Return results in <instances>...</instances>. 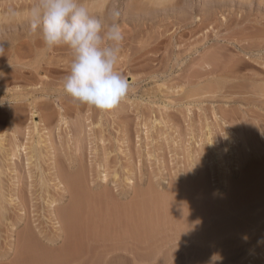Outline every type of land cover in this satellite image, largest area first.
<instances>
[{
	"label": "rangeland",
	"instance_id": "374dc122",
	"mask_svg": "<svg viewBox=\"0 0 264 264\" xmlns=\"http://www.w3.org/2000/svg\"><path fill=\"white\" fill-rule=\"evenodd\" d=\"M34 2L0 0V264H264V0H83L124 36L116 70L129 87L107 112L62 91L73 55L44 51ZM62 169L80 191L122 193L118 212L139 200L147 214L128 224L107 204L101 232L85 204L76 225L63 222L74 199ZM250 170L247 193L263 188L246 196Z\"/></svg>",
	"mask_w": 264,
	"mask_h": 264
},
{
	"label": "clouds",
	"instance_id": "9594fccd",
	"mask_svg": "<svg viewBox=\"0 0 264 264\" xmlns=\"http://www.w3.org/2000/svg\"><path fill=\"white\" fill-rule=\"evenodd\" d=\"M29 19L44 51L65 46L72 52L69 73L61 84L66 95L101 112L119 106L129 85L116 70L124 39L118 22L102 25L83 0H35Z\"/></svg>",
	"mask_w": 264,
	"mask_h": 264
},
{
	"label": "bare ground",
	"instance_id": "6f19581e",
	"mask_svg": "<svg viewBox=\"0 0 264 264\" xmlns=\"http://www.w3.org/2000/svg\"><path fill=\"white\" fill-rule=\"evenodd\" d=\"M236 72H237V71H236ZM254 90H255V89H254ZM255 91H256V90H255ZM259 91H260V90H259ZM261 92H262V91H261ZM261 92H260V93H261ZM253 94H254V93H253ZM255 94H256V93H255ZM258 95H259V94H258ZM254 97H255V96H254ZM250 98H251V97H250ZM248 99H249V98H248ZM249 100H250V99H249ZM256 100H257V99H256ZM256 100H255V101H256ZM245 101H246V100H245ZM263 104H264V103H263ZM250 135H251V134H250ZM250 138H251V137H250ZM0 140H1V139H0ZM244 141H245V140H244ZM246 141H247V140H246ZM246 141H245V142H246ZM250 141H251V140H250ZM255 142H256V141H255ZM251 143H252V142H251ZM256 143H257V142H256ZM1 144H2V143L0 142V148H1V146H2ZM247 144H248V142H247ZM249 144H250V143H249ZM253 144H254V141H253ZM249 146H250V145H249ZM252 146H253V145H252ZM37 152H38V151H37ZM15 153H16V152H15ZM259 153H260V152H259ZM16 154H17V153H16ZM247 154H248V153H247ZM33 155H34V154H33ZM12 156H13V154H12ZM248 156H249V155H248ZM255 156H256V155H255ZM259 156H260V154H259ZM37 157H38V156H37ZM13 158H14V157H13ZM257 159H258V158H257ZM29 160H30V159H29ZM245 161H246V160H245ZM243 162H244V161H243ZM254 166H255V165H254ZM252 167H253V166H252ZM252 167H251V168H252ZM80 168H81V167H80ZM57 169H58V167H57ZM65 169H66V166H65ZM65 169H62V171H60V170H59V171H58V170H55V171H56V172H55V175H56L57 180L59 181V185H61V186L64 187V188H63L64 191L66 190L68 194H69V193L71 194V195H70V194H69V195L74 199V200L72 199V200L74 201V203H73V204L71 203L72 205L70 204L71 206H68V209H67V210L64 209V212H62L61 218H62V221H63V222H66V221L68 220V221H67V222H68L67 224H69V222L71 221V222H73V225H76V224H74V221L76 222V220H77L78 218H80V217L82 218V217H83V216H81V215H83V214H82V212H83L82 210L84 209V207H83V209H82V205L84 206L85 204H87V205H91V206L93 205L94 209H95V207L97 208L96 210L98 211V214H97V215L95 214L97 218L93 215V217L95 218L94 225L96 224L95 228H96L97 226L100 227V225L103 224L102 222H104V215H105L106 213H107V214L110 213L111 215H110L109 218H111V216H113V215H117L118 213H121V214H122V212L124 211L123 214H125L124 216L126 217V219H127V221H128V222H126V223H128V224H132V222H133L136 218H138V217H139V218L142 217L143 213L145 212L144 210H145L146 204L144 205L143 203H142V204H141V203H138L137 201H139V200H137V199H136L137 201H135L136 204L134 203V205H132V206L130 205L128 208L126 207V209H123V211L121 210V212H118V208L116 207V203H115V205L113 204L114 202H112V201H113L112 198L115 197V199L118 200L117 198H118V196H119V194H118L119 191H118V192H116V191L114 192V191H109V190H107V192H103V190L100 189V190H102V192H99L100 190H95V187H96V186H92L91 183H90V184L88 183V184H89V187L86 188V191H87V192L84 191V190H85V189H83L84 187L79 188V189H82V190H83V191H80V190H78V187H77V183H78V182H79V183H78V184H79L78 186H80V181H79L78 179H76V176L74 177L76 180H75L74 178H72V176H70L69 173L67 172V170H65ZM69 169H70V168H69ZM249 169H250V168H249ZM252 170L255 171L254 169H252ZM252 170H250V171H252ZM57 171H58V172H57ZM253 171L247 173V174L250 173V176H248V177H247V176H246V177L244 176L245 178H243L242 183L239 184L240 186L238 185L239 188L235 186V187H236V188H235L236 190H237V188H238V192H239V191H240V192L243 191V193H244V191H246V190L248 189V188L246 189V187L248 186L249 181H251V180H254V181L257 180V179H255V176H256V175H255V176L253 175ZM257 171H258V170H257ZM84 172H85V171H84ZM260 172H261V171H260ZM260 172H259V173H260ZM81 173H82V172H81ZM262 173H263V172H262ZM73 174H74V173H73ZM73 174H71V175H73ZM84 174H86V173H84ZM207 174H208V173H207ZM254 174H256V173H254ZM80 175H82V174H80ZM245 175H246V174H245ZM251 175H252V176H251ZM78 176H79V175H78ZM257 176H258V175H257ZM86 177H88V176H86ZM89 177H90V176H89ZM251 177H252V178H251ZM260 178H261V177H260ZM80 179H81V176H80ZM83 179H84V178H83ZM90 179H91V178H90ZM258 179H259V177H258ZM101 180H102V179H101ZM259 180H260V179H259ZM259 180H258V181H259ZM76 181H78V182L76 183ZM88 181H89V179H88ZM88 181H87V182H88ZM91 181H93V180H91ZM91 181H90V182H91ZM103 181L106 182V178H105V177L103 178ZM82 182H83V181H82ZM195 182H196V181H195ZM204 182H206V181H204ZM260 182H261V181H260ZM85 183H86V182H85ZM190 183H192V182H190ZM252 183H253V181H252ZM94 184H95V183H94ZM187 184H188V183H187ZM197 184H198V183H197ZM237 184H238V183H237ZM82 185H83V183H82ZM82 185H81V186H82ZM107 185H108V184H107ZM193 185H194V184H193ZM202 185H203V183H202ZM202 185H201V186H202ZM204 185H205V183H204ZM250 185H251V184H250ZM250 185H249V186H250ZM261 185H262V184H261ZM261 185H259V186H258V185L253 186L252 189H250V192H249V193H251L252 190L256 192V190H257L258 187L260 188V190H259V189H258V190H259L260 193H261V190H262V188L264 187V186L262 187ZM263 185H264V184H263ZM87 186H88V185H87ZM198 186H199V185H198ZM205 186H206V185H205ZM107 187H108V186H107ZM189 187H190V186H189ZM192 187H193V186H192ZM192 187H191V188H192ZM207 187H208V186H207ZM207 187H206V188H207ZM241 187H242V188H241ZM98 188H99V186L96 187V189H98ZM179 188H180V187H179ZM194 188H195V187H194ZM240 188H241V190H240ZM243 188H245V190H244ZM249 188H251V187H249ZM88 189H89L90 191L94 192V193H95V191H98L97 194L100 193V195H98L97 197H94V198L90 199L91 197H88V196H90V195L87 194V193H88ZM175 189H176V188H175ZM196 189H197V186H196ZM202 189L204 190L205 187L202 188ZM209 189H210V188H209ZM233 189H234V188H233ZM263 189H264V188H263ZM110 190H111V189H110ZM113 190H114V189H113ZM181 190H182V188H181ZM184 190H185V189H184ZM184 190H183V191H184ZM186 190H187V189H186ZM188 190H189V189H188ZM199 190H200V189H199ZM199 190H198V191H199ZM211 190H212V189H211ZM258 190H257V191H258ZM62 191H63V190H62ZM66 191H65V192H66ZM104 191H105V190H104ZM207 191H209V190H207ZM212 191H213V190H212ZM247 191H249V189H248ZM247 191H246V193H244L246 196L249 194V193H247ZM263 191H264V190H263ZM179 192H180V190H179ZM179 192H178V193H179ZM184 192H185V191H184ZM184 192H183V194H182V196H181V197H183V198L185 197L184 200H183L182 202H184L185 199H186V201L189 200V199H192V196L195 197V195H191V194H189L188 191H187V193H185V195H184ZM195 192H197V190H195L193 193H195ZM210 192H211V191H210ZM210 192H209V193H210ZM231 192H232V191H231ZM119 193H120V192H119ZM175 193H177V192H175ZM180 193H181V192H180ZM191 193H192V192H191ZM197 193H198V192H197ZM199 193H202V192H199ZM205 193H206V192H204L203 194H205ZM232 193H233V192H232ZM232 193H231V194H232ZM235 193H237V192H235ZM241 193H242V192H241ZM253 193H254V192H253ZM256 193H257V192H256ZM263 193H264V192H263ZM263 193H262V195H264ZM121 194H122V193H120V195H121ZM173 194H174V193H173ZM186 194H188V195H186ZM203 194H202V195H203ZM91 195H92V194H91ZM93 195H94V194H93ZM123 195H124V194H123ZM145 195H146V194H145ZM176 195H177V194H176ZM249 195H250V194H249ZM249 195H248V196H249ZM251 195H253V194H251ZM124 196H125V195H124ZM124 196H123V197H124ZM169 196H171V195H169ZM207 196H208V195H207ZM243 196H244V195H243ZM246 196H245V197H246ZM258 196H259V195H258ZM123 197H122V198H123ZM141 197H142V196H141ZM166 197H167V196H166ZM171 197H173V196H171ZM177 197L179 198V200L182 199V198L179 197V196H177ZM212 197H213V196H212ZM252 197H253V196H251V198H252ZM254 197H256V196H254ZM175 198H176V197L174 196V199H175ZM196 198H197V197H196ZM206 198H207V197H206ZM230 198H232V197H230ZM239 198H240V197H239ZM113 199H114V198H113ZM156 199H157V198H156ZM156 199H155V200H156ZM165 199H166V198H165ZM168 199H169V198H168ZM198 199H199V198H198ZM198 199H196V200H198ZM209 199H210V197H209ZM244 199H245V198H244ZM248 199L250 200V198H247V201H248ZM120 200H121V199H120ZM179 200H178V201H179ZM194 200H195V199H194ZM203 200H205V199L203 198ZM219 200H220V199H219ZM229 200H230V199L228 198V200H227L228 202H227V201H225V202H226V203H229ZM241 200H242V198H241ZM253 200H254V199H253ZM12 201H13V200H12ZM56 201H57V200H56ZM56 201L53 200V202H52V201H51V202H52V204H54ZM161 201H162V200H161ZM165 201H166V200H165ZM165 201H164V202H165ZM172 201H174V200H172ZM191 201H192V200H190V202H191ZM206 201H207V200H205V202H206ZM210 201H211V200H210ZM9 202H10V201H9ZM141 202H142V201H141ZM170 202H171V201H170ZM170 202H169V203H170ZM187 202H188V201H187ZM187 202H186V203H187ZM208 202H209V201H208ZM214 202H215V201H214ZM221 202H222V201H220V205H224V204H221ZM230 202H231V201H230ZM235 202H236V201H235ZM237 202H238V201H237ZM241 202H242V201H241ZM48 203H49V202H48ZM130 203H131V202H130ZM137 203H138V204H137ZM159 203H160V202H159ZM165 203H166V202H165ZM174 203L176 204V201H175ZM222 203H223V202H222ZM242 203H243V202H242ZM50 204H51V203H50ZM50 204H49V205H50ZM52 204H51V205H52ZM107 204H113V206H115L116 208H113L112 205H111V206L109 205L110 207H108V206H107V207H108V208H111V210L109 211V209H108V211L105 212V214H104L103 211H102V208H104L105 205H107ZM148 204H149V203H148ZM162 204H163V203H162ZM162 204H161V205H162ZM166 204H167V203H166ZM181 204H182V203H181ZM191 204H192V203H191ZM197 204H198V203H197ZM199 204H200V203H199ZM213 204H214V203H213ZM243 204H244V203H243ZM154 205H155V204H154ZM156 205H157V204H156ZM189 205H190V204H189ZM193 205H194V204H193ZM206 205H207V204H206ZM232 205H233V204H232ZM117 206H118V205H117ZM121 206H122V205H121ZM126 206H127V205H126ZM147 206H149V205H147ZM157 206H158V205H157ZM173 206H174V205H173ZM179 206H180V205H179ZM191 206H192V205H191ZM195 206H196V205H195ZM195 206H194L193 208H195ZM202 206H203V205H202ZM208 206H209V205H208ZM224 206H225V205H224ZM224 206H223V207H224ZM226 206H228V205H226ZM237 206H238V205H237ZM57 207H58V206H57ZM85 207H86V206H85ZM124 207H125V205L123 206V208H124ZM167 207H169V206H167ZM170 207H171V206H170ZM182 207H184V206L182 205ZM203 207H204V206H203ZM213 207H214V206H213ZM216 207H217V206H216ZM238 207H239V206H238ZM148 208H149V207H147V209H148ZM153 208H154V206H153ZM153 208H152V209H153ZM162 208H163V207H162ZM178 208H179V207H178ZM186 208H188V207H186ZM199 208H200V207H199ZM201 208H202V207H201ZM211 208H212V207H211ZM243 208H244V206H243ZM55 209H56V208H55ZM149 209H150V208H149ZM149 209H148V210H149ZM173 209H174V208H173ZM180 209H181V208H180ZM196 209H197V208H196ZM204 209H206V208H204ZM204 209H203V210H204ZM209 209H210V207H209ZM214 209H215V208H214ZM246 209H248V208L246 207ZM57 210H58V209H57ZM57 210H56V211H57ZM85 210H87V209H85ZM154 210H155V209H154ZM157 210H158V209H157ZM181 210H182V209H181ZM181 210H180V211H181ZM183 210H184V209H183ZM183 210H182V211H183ZM190 210H191V209H190ZM193 210H194V209H193ZM240 210H242V209H240ZM243 210H244V209H243ZM243 210H242V212H243ZM61 211H63V210H61ZM97 211H96V213H97ZM105 211H106V207H105ZM151 211H152V210H151ZM151 211H150V212H151ZM165 211H166V210H165ZM167 211H168V210H167ZM171 211H172V210H171ZM184 211H185V210H184ZM188 211H189V210H188ZM191 211H192V210H191ZM200 211H201V210H200ZM218 211H219V210H218ZM218 211H217V212H218ZM220 211H221V209H220ZM89 212H90V211H89ZM111 212H113V213H111ZM128 212H129V213H128ZM159 212H160V211H159ZM214 212H215V211H214ZM126 213H127V214H126ZM148 213H149V212H148ZM160 213H161V212H160ZM164 213H165V212H164ZM168 213H169V211H168ZM168 213H167V214H168ZM170 213H171V212H170ZM172 213H173V212H172ZM177 213H178V211H177ZM201 213H202V211H201ZM209 213H210V212H209ZM209 213H208V214H209ZM103 214H104V215H103ZM112 214H113V215H112ZM145 214H147V212H145ZM145 214H144V215H145ZM157 214H158V213H157ZM203 214H204V213H203ZM203 214H202V215H203ZM221 214H222V213H221ZM263 214H264V213H263ZM55 215H56V214H55ZM57 215H58V214H57ZM91 215H92V214H91ZM144 215H143V217H144ZM160 215H163V212H162V214H160ZM175 215H176V214H175ZM178 215H179V214H178ZM196 215H197V214H196ZM89 216H90V215H89ZM151 216H152V214H151ZM158 216H159V215H158ZM163 216H164V215H163ZM165 216H166V215H165ZM179 216H180V215H179ZM179 216H178V218H179ZM105 217H106V216H105ZM120 217H121V216H120ZM135 217H136V218H135ZM154 217H156V215H155ZM160 217H162V216H160ZM168 217H170V216H168ZM173 217H174V216H173ZM175 217H176V216H175ZM198 217H199V216H198ZM206 217H207V216H206ZM55 218H56V217H55ZM57 218H58V217H57ZM61 218H60V219H61ZM72 218H73L74 221L69 220V219H72ZM88 218H89V217H88ZM88 218H87V219H88ZM107 218H108V216L106 217L105 220H107ZM112 218H115V216L112 217ZM122 218L124 219V217L122 216V217L120 218V220H122ZM134 218H135V219H134ZM149 218H150V217H149ZM157 218H158V217H157ZM166 218H167V217H166ZM170 218H172V217H170ZM204 218H205V217H204ZM58 219H59V218H58ZM60 219H59V220H60ZM75 219H76V220H75ZM84 219H85V218H84ZM126 219H124V220L126 221ZM144 219H145V218H144ZM153 219H154V218H153ZM108 220H110V219H108ZM111 220H112V219H111ZM115 220H117V218H116ZM124 220H123V222H124V224H126ZM137 220H138V219H137ZM140 220H141V219H140ZM160 220H161V218H160ZM176 220H177V219H176ZM201 220H202V219H201ZM57 221H58V220H57ZM78 221H79V220H78ZM78 221H77V224H78ZM92 221H93V220H92ZM113 221H114V219H113ZM145 221H148V219H145V220H144V223H146ZM154 221H155V220H154ZM158 221H159V220H158ZM71 222H70V224H71ZM82 222H83V221H82ZM84 222H85V220H84ZM87 222H89V221L87 220ZM95 222H97V223H95ZM115 222H116V221H115ZM118 222H121V221L117 220V223H118ZM129 222H130V223H129ZM152 222H153V221H152ZM173 222H174V221H173ZM193 222H194V221H193ZM193 222H192V224H194ZM199 222H200V220H199ZM60 223H61V221H60ZM92 223H93V222H92ZM105 223H106V222H105ZM107 223H108V221H107ZM107 223H106V225H107ZM113 223H114V222H113ZM121 223H122V222H121ZM179 223H180V222H179ZM196 223H197V221H196ZM81 224H82V223H81ZM119 224H120V223H119ZM124 224H123V225H124ZM133 224H134V222H133ZM140 224H142V223H140ZM148 224H149V222H148ZM94 225L92 224L93 228H94ZM104 225H105V224H104ZM106 225H105L104 227H106ZM111 225H112V224H111ZM136 225L139 226V224H137V223H136ZM143 225H144V224H143ZM150 225H151V224H150ZM150 225H149V226H150ZM85 226H86V225H85ZM89 226H90V225H89ZM89 226H88V227H89ZM125 226H126V225H125ZM129 226H130V225H129ZM138 226H137V227H138ZM144 226H145V225H144ZM144 226H143V227H144ZM154 226H155V225H154ZM73 227H74V226H73ZM73 227H71V228L73 229ZM78 227H79V226H78ZM78 227L76 226V229H78ZM83 227H84V226L82 225V228H83ZM99 227H98V228H99ZM110 227H111V226H110ZM115 227H116V226H115ZM127 227H128V226H127ZM127 227H126V229H127V231H128V228H127ZM145 227H146V226H145ZM145 227H144V230H145ZM147 227H148V226H147ZM64 228H66L65 225H64ZM82 228H81V229H82ZM85 228H86V227H85ZM93 228H92V229H93ZM98 228H97V229H98ZM122 228H123V227H122ZM132 228H133V227H132ZM135 228H136V226H135ZM156 228H157V227H156ZM67 229H68V232H69L70 230H69L68 226H67ZM72 229H71V230H72ZM81 229H79V230H81ZM83 229H84V228H83ZM90 229H91V227H90ZM92 229H91V230H92ZM97 229H96V230L93 229L95 233H97L96 231H99V230H97ZM99 229H100V231H101V227H100ZM104 229H105V228H104ZM114 229H115V228H114ZM114 229H113V230H114ZM119 229H120V226H119ZM130 229H131V228H130ZM133 229H134V228H133ZM140 229H141V227H140ZM154 229H155V228H154ZM84 230H85V229H84ZM107 230H108V229H107ZM111 230H112V229H111ZM111 230H110L109 232H111ZM131 230H132V229H131ZM141 230H142V229H141ZM144 230H143V231H144ZM147 230H148V229H147ZM88 231L90 232L89 228H88ZM120 231H123V230L121 229ZM133 231H134V230H133ZM73 232H74V231H73ZM80 232H81V231H80ZM94 232H92V233L90 232L89 235H90V234H95ZM101 232H102V231H101ZM103 232H104V231H103ZM115 232H116V231H115ZM139 232H140V231H139ZM139 232H137V233L139 234ZM156 232H157V230H156ZM82 233H83V231H82ZM106 233H107V232H106ZM118 233H119V232H118ZM123 233H125V232L123 231ZM132 233H133V232H132ZM151 233H152V231H151ZM151 233H150V234H151ZM75 234H77V231H76ZM99 234H100V236H102L103 234H105V232H104L102 235H101V233H99ZM99 234H96V236H98ZM110 234H111V233H110ZM113 234H114V233H113ZM115 234H116V233H115ZM127 234H128V232H127ZM130 234H131V233H130ZM153 234H155V233H153ZM71 235H72V234H71ZM73 235H74V234H73ZM139 235H140V234H139ZM145 235H146V234H145ZM92 236H93V235H92ZM107 236H108V233H107ZM107 236H106V234L104 235V237H107ZM113 236H114V235H113ZM119 236H120V235L118 234V237H119ZM126 236H127V235H126ZM126 236H125V238H126ZM137 236H138V235H137ZM137 236H136V237H137ZM140 236H141V235H140ZM148 236H149V235H148ZM72 237H73V236H72ZM84 237H85V236H84ZM94 237H95V236H94ZM130 237H131V236H130ZM145 237H146V236H145ZM85 238H86V237H85ZM98 238H99V237H97V240L101 241V240L98 239ZM110 238L112 239V236H111ZM115 238H116V236H115ZM120 238H121V237H120ZM128 238H129V237H128ZM132 238H133V236H132ZM141 238H142V236H141ZM146 238H147V237H146ZM87 239H88V238H87ZM89 239H90V238H89ZM101 239H102V237H101ZM108 239H109V238H108ZM111 239H110V240H111ZM116 239H117V238H116ZM137 239H138V238H137ZM70 240H71V239H70ZM80 240H81V239H80ZM97 240H96V241H97ZM120 240H121V239H120ZM120 240H119V241H120ZM122 240H123V239H122ZM82 241H83V239H82ZM107 241H108V240H107ZM111 241H114V239L111 240ZM119 241H118V243H119ZM139 241H140V240H139ZM143 241H144V237H143ZM30 242H32V241H30ZM87 242H88V241H87ZM102 242H103V241H102ZM114 242L116 243V241H114ZM35 243H36V242H35ZM75 243H76V242H75ZM79 243H80V242H79ZM85 243H86V242H85ZM85 243H83V244H85ZM32 244H34V243H32ZM71 245H72V244H71ZM118 245H119V244H118ZM28 246H29V244H28ZM28 246H26V247H28ZM69 246H70V244H69ZM81 246H82V245H81ZM86 246H87V245H86ZM35 247H36V246H35ZM72 247H73V246H72ZM82 247H83V246H82ZM24 248H25V247H24ZM24 248H23V249H24ZM31 248H32V247H31ZM69 248H71V247H69ZM74 248H75V247H74ZM123 248H124V247H123ZM27 249H28V248H27ZM36 249H37V248H36ZM38 249H39V248H38ZM75 249H76V248H75ZM84 249H85V248H84ZM117 249H118V248H117ZM124 249H125V248H124ZM25 250H26V249H25ZM25 250H24V251H25ZM29 250H30V252H31L32 249L29 248ZM33 250H34V247H33ZM82 250H83V249H82ZM110 250H111V249H110ZM40 251H41V250H40ZM68 251H69V250H68ZM22 252H23V251H22ZM35 252L38 253L39 251H35ZM27 253H28V252H27ZM24 254H25V253H24ZM24 254H23V255H24ZM29 254H31V253H29ZM18 255H19V254H18ZM21 255H22V254H21ZM26 255H28V254H26ZM34 255H35V254L33 253V256H34ZM38 256H39V254H38ZM25 257H26V256H25ZM25 257H24V258H25ZM28 257H29V256H28ZM41 257H42V256H41ZM26 258H27V257H26ZM26 258H25V259H26ZM30 258H31V257H30ZM36 259H37V258H36ZM39 260H40V259H39ZM26 261H27V260H26ZM26 261H25V262H26ZM31 261H32V260H31ZM27 262H28V261H27ZM38 262H39V261H38ZM20 263H21V262H20ZM22 264H23V263H22Z\"/></svg>",
	"mask_w": 264,
	"mask_h": 264
}]
</instances>
